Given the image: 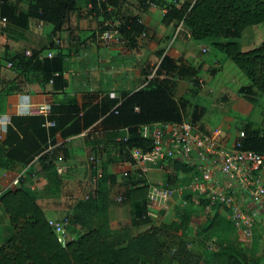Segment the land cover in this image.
Segmentation results:
<instances>
[{"label": "trees", "instance_id": "obj_1", "mask_svg": "<svg viewBox=\"0 0 264 264\" xmlns=\"http://www.w3.org/2000/svg\"><path fill=\"white\" fill-rule=\"evenodd\" d=\"M30 0L28 9L19 7L18 0H0V17H7L9 24L27 29L31 19H38L52 26L51 42L48 46L34 48L30 55L16 51L2 55L0 51V97L14 93H28L29 73L41 71L47 81L53 80L55 92L63 91L67 86L64 76L65 58L71 52L78 53L85 39L79 22L83 6L85 16L100 18V24L112 16L118 17L116 26L130 47L137 45V36L146 30L140 15L122 12L125 4L138 9L147 8L151 3L167 5L169 10L162 21L165 24L183 22L191 38L202 40L214 38L213 45L224 52L241 72L239 91L250 101H256L257 95L264 94V40L257 46L243 50L240 38L251 25L261 24L264 28V0H181L177 3H164L163 0ZM89 4L93 7L89 8ZM75 15L77 24H72ZM70 30V46L63 49L55 43L58 33ZM108 28L101 27L100 31ZM99 32V31H98ZM97 29H92L88 37H95ZM87 37V36H86ZM46 49H51L49 57ZM53 50V51H52ZM8 58L18 72L14 80H6L1 75L3 59ZM59 72V75H55ZM144 86L118 96L104 93L98 102H77L52 104L50 119L56 125L44 126L45 116L40 114H14L8 125L6 138L0 141V168L8 170L17 166L27 168L19 185L10 186L0 194V206L9 220L8 233L0 242V264H164L166 256L161 244V235H167L166 228H174L183 234L173 253L177 264H204L202 253L192 251L188 246L186 234L189 232L192 211L182 208L181 221L170 225H151L132 233V227L138 220L145 218L149 192V182L142 177L131 178L122 193L125 202L133 207V215L125 223L122 231L110 228L109 215L111 185L120 180L118 174L110 170L111 164L101 160L100 167H92V176L98 177L96 187L84 199L78 201L71 215L70 227L76 234L65 242L55 227L51 225L38 195L32 188V174L36 173L33 163L39 156L40 172L55 186H62L65 174L58 172L56 154L61 150L68 158L66 139L78 135L100 122L101 132L97 135L103 140L116 141L120 158L133 161L131 150L140 147L144 151L152 148V140L142 135L140 127L154 122H181L186 119L187 100L178 98L177 86L180 80L192 77L198 83L199 69L191 65L179 64L177 59L166 54L162 57L151 78L143 71ZM198 119L196 115L194 117ZM195 122V121H194ZM264 128V119L262 122ZM246 136L243 147L264 153V133L255 128L252 122L245 126ZM57 134L63 142L52 151L45 152L49 144H56ZM96 135V133H94ZM94 134L91 137H94ZM127 139H124V137ZM103 144V143H102ZM98 143L92 146V155L102 152ZM44 152V153H43ZM53 154H55L53 156ZM174 165V173L185 174L192 167L179 160H169ZM92 163V162H91ZM93 165V163H92ZM171 174V176L174 175ZM188 180V178H186ZM189 207L195 205L192 194L186 192ZM213 217V224L217 220ZM66 219V218H65ZM222 264H245L241 252L232 249L222 260Z\"/></svg>", "mask_w": 264, "mask_h": 264}, {"label": "rangeland", "instance_id": "obj_2", "mask_svg": "<svg viewBox=\"0 0 264 264\" xmlns=\"http://www.w3.org/2000/svg\"><path fill=\"white\" fill-rule=\"evenodd\" d=\"M162 1V0H160ZM159 1V2H160ZM30 0H18L19 7L28 9ZM164 3L180 4L181 0H163ZM167 6V5H164ZM162 6V7H164ZM160 6V8H162ZM84 11V8H82ZM38 19H34L37 21ZM72 22L76 20L75 15L72 17ZM86 20V19H84ZM93 26L100 32L101 25L100 18L94 16L90 18ZM91 23V21H90ZM108 27H116L119 24L118 17L112 16L108 19ZM46 26L50 24L45 23ZM9 29V26H8ZM98 35H95V39ZM187 44L193 53L192 57L194 65L199 69L198 83H193L192 77H186L180 84L177 90V97L187 100L186 117L199 123L205 130H214L222 128L226 130L229 137L234 138L241 131L245 132L247 122H252L255 128H260L264 133L262 122L264 119V94H258L256 101H250L244 97L239 91L241 82V72L239 67L231 61L227 55L216 49L213 45L214 38L202 39L201 41H192L186 35ZM264 40V28L261 24L251 25L245 29L240 38L241 48L247 50L259 45ZM1 41V40H0ZM6 41V37L2 38ZM194 43L204 44L203 46H196ZM54 52V51H53ZM52 52V53H53ZM154 62V64H153ZM183 65H192L190 63L182 62ZM157 60L145 63L143 71L152 72L156 69ZM114 94V93H113ZM112 96V95H111ZM1 100V99H0ZM198 119H195V116ZM102 126L93 129L94 137L90 138L86 153L78 160L66 161L62 155L53 154L56 156V161L64 168L65 183L62 186H55L54 183L49 182L47 178L43 177L40 172L41 165L39 164V156L35 157L33 163L35 165V172L32 174L33 183L31 184L35 189L36 194H41L42 199H46L43 204L50 209L60 210V218L56 221H68L71 211L79 200L84 199L96 187V182L92 176V146L95 144H102V152L98 157L100 160L107 161L111 164L112 171L119 175L120 180L111 185L112 198V214L110 228L117 231H122L125 223L129 222L133 215V207L128 202H125L123 192L127 183L131 182V178L135 179L146 178L152 183H160L151 173H157L163 179L162 183L165 187L174 190L173 197L165 202L150 201L147 199L145 218L138 220L137 226L132 227V233H138L151 225H170L171 222L181 221L182 208H188L192 211L191 224L189 229L190 244L192 247L196 246L201 249L204 257V264H222V260L232 249H237L241 252L245 264H264V227L257 226L250 236H245L238 231V229L230 222V220L222 213L220 207H215L213 212H207L204 208L189 207L188 204H182V198L186 197L188 189L183 187L188 180L185 174H175L170 170V161H159L154 164L152 162L141 169L139 167L125 166L120 158L118 145L116 141L103 140L97 135L101 132ZM246 133V132H245ZM88 142V141H87ZM46 152V150H45ZM44 153V152H43ZM88 159V165L86 164ZM73 165V166H72ZM67 167V168H66ZM164 168L163 171L160 168ZM27 168L16 167L12 169L9 174L3 176L0 173V194L7 187L16 186L10 183L17 174L21 171H26ZM127 171L128 175L124 172ZM147 173V174H146ZM171 176V174H173ZM149 174V175H148ZM96 177V176H95ZM45 181L44 184H38ZM42 202V201H41ZM217 213L218 217L214 222L213 217ZM47 215L51 216V212L47 211ZM66 218V219H65ZM70 222L66 225V232L60 234L63 242L70 239L73 231L70 227ZM10 224L6 214L0 206V242L2 238L8 233ZM167 235H161V244L165 252L164 264H177L173 259V253L177 247V243L181 238L182 230H175L174 228H166ZM142 264H151L148 261H143Z\"/></svg>", "mask_w": 264, "mask_h": 264}, {"label": "crops", "instance_id": "obj_3", "mask_svg": "<svg viewBox=\"0 0 264 264\" xmlns=\"http://www.w3.org/2000/svg\"><path fill=\"white\" fill-rule=\"evenodd\" d=\"M83 8L84 12H82L83 16L79 22V26L81 32L84 33L83 37L86 38L85 42H83L85 44H82L78 53L71 52L65 58L64 76L67 80L66 88L63 91L55 92L53 89V81H47L41 71H32L29 73L28 78L29 92L1 96L0 113H9L11 115L22 114L21 109H24L29 104L37 106L45 103L52 105L75 101L79 105H82L90 101H100L104 93H111L112 96H118L123 91H135L144 86L143 68L145 67V63L157 60V68L162 57L166 54L177 59L179 64H182V62L190 63V61L193 66L196 64L192 59L194 56L193 53L195 52L190 51L185 37L187 35L192 41L197 40L191 38L189 31L184 28L181 22L165 24L162 21L165 13L158 5H150L142 9L128 4L123 6L122 12L131 15H140L141 21L146 25L145 35L141 34L137 36V45L135 47L128 46L125 39L111 45H106L101 43L99 39H95V37H88V34L92 32V29L97 24L92 25L93 22L90 20L91 16L87 17L84 15L86 6H83ZM72 24L75 26L77 20L72 22ZM8 26L7 34H3L0 27V51L2 55L9 54L11 56V53L18 50L30 55L32 49L48 46L51 42L50 32L52 26H46L45 22L41 20L34 21V19H31L27 29L18 28L11 24H8ZM3 37H6L5 42L2 41ZM70 39V30L65 28L58 33L55 38V43L67 50L70 46ZM194 44L198 47L204 45L200 43ZM50 50L46 49V51ZM153 70L148 73L147 76L149 78L153 76L156 69L154 68ZM1 75L6 80H14L18 76V72L8 58L2 61ZM182 81L183 79L179 81L177 90ZM98 126L101 127L100 122L95 123L92 126V130L86 129L87 131L85 130L78 135L66 139L65 146L68 148V158L64 157L61 150L58 152V155H62L66 161L78 160V156L82 157L86 153L87 150L84 147H88L87 145L90 142L91 135L94 134L93 129ZM56 137L57 142L54 144V147H57L63 142L60 134H57ZM86 165H88L87 158L84 166ZM58 166L60 165L58 164ZM111 167L110 170L112 171ZM132 167L135 168L136 166L133 165ZM160 169L165 170L163 167ZM170 170L174 172V165L171 164ZM10 171L5 168H0V173L3 176L7 173L9 174ZM151 175L155 176L157 180H160L159 182L163 181L159 174L152 172ZM44 183L45 181H42L38 185L41 186ZM37 195L39 203L43 206L46 215L47 211H50L52 214L51 216L47 215V217L53 220L59 219L61 211L47 208L43 204L46 199H42L41 194ZM111 214L112 203L109 208L110 218ZM189 234L190 232L186 234L189 248L201 254V249H198L196 246H191L190 237H188ZM75 236L76 234L73 232L71 238Z\"/></svg>", "mask_w": 264, "mask_h": 264}, {"label": "built area", "instance_id": "obj_4", "mask_svg": "<svg viewBox=\"0 0 264 264\" xmlns=\"http://www.w3.org/2000/svg\"><path fill=\"white\" fill-rule=\"evenodd\" d=\"M151 5L157 6L155 3ZM91 7L93 5L89 4V8ZM161 9L165 14L169 10L168 6ZM8 24L7 17H0L3 34L8 33ZM104 24L109 25L108 21ZM98 39L106 45L124 40L116 27H108L98 32ZM48 56L52 57L53 53L50 51ZM55 75H59V72ZM21 113L45 116L44 126L47 128L56 125L49 118L52 114L50 103L26 105ZM11 117L9 113H0V141L6 138ZM140 132L152 140V148L144 151L140 147H134L131 150L133 161H123V164L144 169L150 162L156 164L173 159L184 162L192 169L185 173L188 182L183 188L192 194L195 205L201 206L203 200H206L203 208L207 212H213L215 207H220L222 213L245 236L252 235L257 226L264 227V153L243 147L246 136L244 131L232 138L222 128L205 130L199 123L186 118L181 122L145 124L140 127ZM53 148L54 144L50 143L46 152ZM91 161L94 168L100 167L101 160L98 156H91ZM24 172L17 174L12 184L19 185ZM58 172L63 174L64 168L58 167ZM124 174L128 175V172L125 171ZM93 179L97 182L98 177ZM174 192L162 182H149L150 201L165 202L173 197ZM188 203V198H182L183 205ZM68 222L69 220L50 219L59 235L66 232Z\"/></svg>", "mask_w": 264, "mask_h": 264}]
</instances>
